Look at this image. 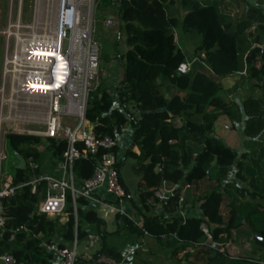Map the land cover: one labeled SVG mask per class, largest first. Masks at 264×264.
Instances as JSON below:
<instances>
[{
	"label": "trees",
	"instance_id": "16d2710c",
	"mask_svg": "<svg viewBox=\"0 0 264 264\" xmlns=\"http://www.w3.org/2000/svg\"><path fill=\"white\" fill-rule=\"evenodd\" d=\"M176 1L185 11L181 18L169 13ZM243 2L244 12L234 17L220 10L219 0L96 1L98 17L102 9L117 8L118 27L124 29L128 46L116 53L123 70L114 88L116 97L105 87L96 86L89 94L86 109V118L97 134H119L126 124L132 129L118 166L127 157L135 161L137 193L129 201L141 227L121 213H117L115 222L138 242L144 238L152 246L170 247L175 264H264V6L259 0ZM179 27L192 46L193 56L176 42L174 30ZM192 59L187 72L178 71L179 63ZM239 78H248L249 84L238 104L220 91ZM254 87L259 88V95L254 94ZM225 117L242 121L249 151L238 154L216 135V122ZM44 139L40 150L41 137L7 132L6 146L16 162L9 170L1 163L3 176L10 174L15 184L31 177L27 165L17 166L18 154L24 158L32 154L40 164L37 173L51 171L56 164L51 170L43 169L42 154L59 159L66 141ZM117 149L113 148L118 153ZM95 158L88 156L74 162L78 182L92 174ZM210 175L217 185L196 194L198 183ZM164 184L173 188L165 200H160L155 191ZM41 194L23 185L4 200L0 251L10 252L14 264H53L55 255L40 243L58 236L63 246L75 235L79 241L87 235L86 223L96 228L99 246L90 257L78 254L74 264L123 260L118 247L107 241L105 221L95 209L87 207L85 198L76 199L75 219L67 191V217L61 222V215L36 213ZM226 199L228 209L224 214L221 203ZM190 208L200 212H190ZM20 225H25L27 231L18 230ZM144 230L150 235L146 236ZM233 231L251 236L252 254L232 256L226 251ZM11 233L14 237L9 241ZM142 264L153 263L146 260Z\"/></svg>",
	"mask_w": 264,
	"mask_h": 264
},
{
	"label": "built area",
	"instance_id": "2783aa9c",
	"mask_svg": "<svg viewBox=\"0 0 264 264\" xmlns=\"http://www.w3.org/2000/svg\"><path fill=\"white\" fill-rule=\"evenodd\" d=\"M96 1L57 0L52 26H44L42 35L32 37L26 43L21 87L25 93L43 99L44 110L39 119L32 113L15 114L13 117L15 121L43 126L25 129V133L43 138L64 139L66 146L59 159L53 158L55 172L37 173L36 169L40 164L29 154L25 158V165L31 171V177L27 181L15 184L11 175L4 177L0 184V236L5 225L4 200L13 196L23 185H30L32 193L43 192L35 207L37 214L66 215L69 191L75 219L76 199L83 197L87 200V207L89 205L97 212L100 209L124 214L141 227L134 218V209L129 201L134 195L122 182L118 166L119 155L113 150L119 145L120 137L117 134H97L93 123L86 118L88 97L96 87L94 82L99 72L101 54L100 43L94 36ZM116 20L107 17L104 25L113 24ZM193 61L194 59L179 63L178 71L187 72ZM27 102L38 104L36 101ZM6 119L12 120L10 115ZM88 156L96 157L92 174L78 182L73 164L77 159ZM5 158V151H0V160ZM39 184H43L41 189ZM165 185L169 187L166 188ZM187 187L188 185L184 190ZM172 188L173 185L164 184L155 191V195L160 200H165ZM198 211L195 209V212ZM202 226L210 239L207 228ZM17 229L27 231L25 225H20ZM144 233L146 236L150 235L147 230ZM13 237L14 233H11L9 241ZM40 244L55 255L54 260L58 264H74L79 254L76 235L70 243L63 246L53 238L43 240ZM14 263L15 259L10 252L0 251V264Z\"/></svg>",
	"mask_w": 264,
	"mask_h": 264
},
{
	"label": "rangeland",
	"instance_id": "374dc122",
	"mask_svg": "<svg viewBox=\"0 0 264 264\" xmlns=\"http://www.w3.org/2000/svg\"><path fill=\"white\" fill-rule=\"evenodd\" d=\"M56 1L57 0H0V151H6L7 153L6 158L2 161L0 160V169L3 164L4 169L9 170L16 162L15 158L11 154V150L6 146L5 134L7 132H24V130L28 128L43 127L41 124L25 121L21 122L19 120L15 121L13 117L15 114L32 113L34 114V117L39 119L43 115L44 110L42 105L44 102L43 99L27 94L24 91L16 92L17 87H21L19 80H22V64L24 61L22 56H19V53L22 44L26 45L27 41L32 37L42 35L44 33V26H48L49 24L52 26ZM200 1L202 3L211 2V0ZM219 1L220 10L232 14L234 17L241 15L245 10L243 0H235L232 6H226L228 3L226 0ZM249 1L253 2L257 0ZM259 1L264 6V0ZM116 11L117 8H115V6L102 9V16H96L94 31V36L101 46L99 72L94 83H96L95 86L105 87L110 95L114 97H116L114 88L118 85L123 71L122 66L117 59L116 53L117 51L124 52L128 48L125 42L124 29L119 30L117 20L114 21L113 24L104 25V21L107 17L117 19ZM183 11L184 10L181 5L176 1L171 7L169 13H176L179 18H181ZM175 38L177 44L186 52V54L193 56L192 46L188 43L180 27L175 29ZM21 53L24 54V51ZM164 82L168 81L165 80ZM229 83L230 85L232 84V82ZM248 84L247 80H243L241 87L239 86L240 88L233 91V99H238L240 101L245 92L248 90ZM253 91H255L258 95L257 87H254ZM220 93L225 95L224 89L220 91ZM16 94L21 95V97L16 96ZM14 99L17 100L15 101ZM27 101H36L38 104ZM117 103L118 101L114 100V105H117ZM134 112L137 114V111ZM7 115H10L12 120L6 119ZM222 123L225 126L222 125L223 130H221L220 133L224 136V139H227L230 136V133L233 135L234 139H237V141L242 137L240 129L242 125L241 120L235 118L228 119L225 117L223 118ZM131 131L132 129L130 125L126 124L122 131L117 134V136L120 137L118 148L121 150L120 154L122 156L124 155L126 147L130 143ZM41 139L43 142L41 143L42 146H39V148L40 150H43L45 139L43 137H41ZM42 158L43 169L51 170V165L54 164L52 162V158L49 159L48 154H45V152L42 154ZM134 162L133 158L127 157L126 160L123 161L122 165H120V173L127 189L130 190L134 196H136V182L138 180V175L133 169ZM2 175L3 174L0 171V184L4 179ZM215 185L213 176L210 175L198 183L196 194H202L204 191L211 189ZM165 187L168 188L169 186L165 185ZM160 209L161 208H158V210ZM227 209L228 202L226 199L221 203V211L226 214ZM66 217L67 214H64L59 218V221H65ZM84 228L90 233L93 232V225L89 223L84 224ZM94 229L96 228L94 227ZM95 232L92 233L91 237L93 238H88L87 235V237L79 241L82 251L80 254L84 257H90L97 246L96 242L99 241V236L97 235V232ZM230 239L231 240L226 244L225 248L228 253L231 255L252 254L251 249L253 244L252 242L249 244V237H247L242 231L239 233H235L233 231ZM143 247L144 246L140 248L142 249ZM160 249L161 250H156V254L152 256V263L175 264L170 256V247ZM258 254L259 253L257 252L254 255L256 256Z\"/></svg>",
	"mask_w": 264,
	"mask_h": 264
},
{
	"label": "crops",
	"instance_id": "0c3cea01",
	"mask_svg": "<svg viewBox=\"0 0 264 264\" xmlns=\"http://www.w3.org/2000/svg\"><path fill=\"white\" fill-rule=\"evenodd\" d=\"M212 1H216V0H211V2ZM226 1L228 2L226 6H228V5L229 6H232L233 2H235V0H226ZM184 13H185V11H183V14ZM172 15H177V14L176 13H173ZM243 80H247L248 81V78H239L236 82L232 83L231 85H230V83H229V85L228 84H225L224 85V88H223L224 89V92H225V95H223V94L222 95L225 98H227V99L235 100L239 104L241 100L239 101L238 99H233V91L235 89L237 90L238 88L241 87V83H243ZM257 89H258V95H259L260 94V90H259L258 87H257ZM247 92H248V90L245 93H247ZM254 94L257 95L255 93V91H254ZM227 118L229 119V117H227ZM230 118H232V117H230ZM222 120H223V118L217 120V122H216V131H215L216 132V135L219 136L229 147H231L232 149L237 150L238 151V154H241L242 152H245V151H249L250 150V147H248L245 144V141L248 139V137H246V136L243 135V133H242V125H241V128H240L241 129V136L242 137L240 139H238V141H237V139H234L233 138V135L231 133H230V136L227 139H224V136L221 135V133H220V131L223 130ZM223 126H225V125H223ZM229 132H231V131H229ZM237 148H240V149H237ZM117 151H118V155L121 157L122 156L120 154L121 153L120 152L121 150L118 148ZM53 161H54V159L52 157V162ZM53 163L55 164V162H53ZM55 168H56V166H54L51 171H49V172L46 171L44 173H52V172H55ZM120 168H121V166L119 167V169ZM120 172H121V169H120ZM6 175H10V174H6ZM6 175H4V176L2 175V176L5 177ZM121 178H122V176H121ZM234 181L237 184H239V185H243L244 184L243 182H241L240 180H237V179H234ZM216 185H217V183H216ZM88 207H90V206L88 205ZM195 209L196 208H190V211L194 213ZM97 214L106 223L105 226H106V231L108 233L107 234V241H108V243L109 244H113L116 247H118V249L120 250V252L123 255V260L121 262H119V263H115L112 259H106L111 264H142V261H146V260L147 261H150V262H153L151 258H152V256H154L156 254V250H161L160 248H166L164 246H161V247L152 246V245L149 244L148 239L146 240L144 238L142 239V242H138L137 240H135V236H133V235H131L129 233L127 234L125 229H119V226L120 225L115 222V220H116L115 219V216L117 215V213L106 212L104 210H100L99 209L98 212H97ZM95 230L96 229H94V226H93V232H95ZM87 232H88V234H87L88 235V238H93V237H91L93 232L92 233H90L89 231H87ZM87 235H86V237H87ZM55 238H53V239H55L57 241L60 240V237H58V236L55 237ZM250 238H251V236H249V239ZM81 240L82 239H80L79 241H81ZM96 243H97V246L94 249V251H96V249H98V246H99V241L96 242ZM148 244H149V246H148ZM249 244H251V241L249 242ZM142 246H144V247L141 249L140 247H142ZM81 252H82L81 251V246H80V243H79V254ZM232 256H238V255H232ZM53 262L55 264H58L57 261H55V260H53Z\"/></svg>",
	"mask_w": 264,
	"mask_h": 264
},
{
	"label": "bare ground",
	"instance_id": "6f19581e",
	"mask_svg": "<svg viewBox=\"0 0 264 264\" xmlns=\"http://www.w3.org/2000/svg\"><path fill=\"white\" fill-rule=\"evenodd\" d=\"M42 37V36H41ZM41 37H39V38H41ZM25 46L26 45H21V47H20V53H19V56H22V58H25L24 57V54L23 53H21V52H23L24 51V49H25ZM27 59H29V58H27ZM26 59V60H27ZM19 84L21 85V80H19ZM20 91H24L23 90V88L22 87H17V89H16V92H20ZM16 96H20L21 97V95H19V94H16ZM26 96V95H25ZM26 97H28V96H26ZM29 98V97H28ZM30 99V98H29ZM15 101L17 100V99H14Z\"/></svg>",
	"mask_w": 264,
	"mask_h": 264
},
{
	"label": "water",
	"instance_id": "95a60500",
	"mask_svg": "<svg viewBox=\"0 0 264 264\" xmlns=\"http://www.w3.org/2000/svg\"><path fill=\"white\" fill-rule=\"evenodd\" d=\"M17 158H18V164H17V166L23 168V167L25 166V160H24V157H23L22 155L18 154V155H17ZM215 245H216V246H220V245H218V244H215Z\"/></svg>",
	"mask_w": 264,
	"mask_h": 264
},
{
	"label": "clouds",
	"instance_id": "9594fccd",
	"mask_svg": "<svg viewBox=\"0 0 264 264\" xmlns=\"http://www.w3.org/2000/svg\"><path fill=\"white\" fill-rule=\"evenodd\" d=\"M95 20H96V8H95ZM100 56H101V54H100ZM95 89V88H94ZM17 133H25V132H17ZM27 134V133H26ZM31 135V134H30ZM40 137V136H39ZM119 146V145H118ZM120 157V156H119ZM24 160H25V158H24ZM122 182H123V180H122ZM130 191V190H129ZM61 216H63V215H61Z\"/></svg>",
	"mask_w": 264,
	"mask_h": 264
}]
</instances>
